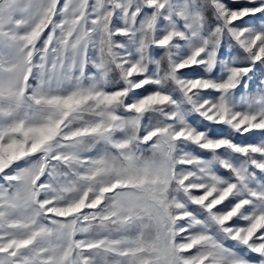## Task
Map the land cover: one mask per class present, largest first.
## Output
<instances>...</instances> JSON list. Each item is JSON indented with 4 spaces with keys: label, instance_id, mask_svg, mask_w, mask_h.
<instances>
[{
    "label": "snow or ice",
    "instance_id": "1",
    "mask_svg": "<svg viewBox=\"0 0 264 264\" xmlns=\"http://www.w3.org/2000/svg\"><path fill=\"white\" fill-rule=\"evenodd\" d=\"M0 264H264V0H0Z\"/></svg>",
    "mask_w": 264,
    "mask_h": 264
}]
</instances>
